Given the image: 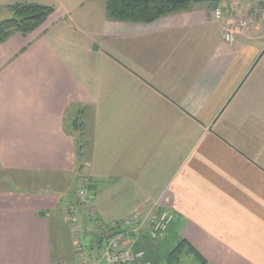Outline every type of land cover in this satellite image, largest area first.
Returning a JSON list of instances; mask_svg holds the SVG:
<instances>
[{
	"label": "crops",
	"instance_id": "1",
	"mask_svg": "<svg viewBox=\"0 0 264 264\" xmlns=\"http://www.w3.org/2000/svg\"><path fill=\"white\" fill-rule=\"evenodd\" d=\"M252 1L142 23L108 18L106 0H0V20L54 9L0 43V264L74 259L62 202L90 236L85 264L116 223L158 211L168 231L152 238L148 219L126 264H166L182 239L206 264H264V14L231 24ZM76 184L89 203L68 200Z\"/></svg>",
	"mask_w": 264,
	"mask_h": 264
},
{
	"label": "trees",
	"instance_id": "2",
	"mask_svg": "<svg viewBox=\"0 0 264 264\" xmlns=\"http://www.w3.org/2000/svg\"><path fill=\"white\" fill-rule=\"evenodd\" d=\"M207 1L215 0H106V12L112 20L150 23L175 12L191 10L196 3ZM11 9L12 16L0 20V43L15 32L28 34L35 31L54 10L38 3L17 4ZM87 188L92 191L94 187L88 184ZM166 264H206V259L182 239L169 253Z\"/></svg>",
	"mask_w": 264,
	"mask_h": 264
},
{
	"label": "built area",
	"instance_id": "3",
	"mask_svg": "<svg viewBox=\"0 0 264 264\" xmlns=\"http://www.w3.org/2000/svg\"><path fill=\"white\" fill-rule=\"evenodd\" d=\"M216 17L221 18L220 10L216 11ZM245 25V23H241ZM233 32L228 31L226 33V39H232ZM80 192L81 200L89 203L91 194L88 191ZM150 220L152 225L150 228V236L157 238L163 232L167 230L172 222L173 216L168 211H160L158 214H151L145 218H141L138 215L131 217L123 222L116 223L117 228L114 229L112 235H110L102 244L101 254L93 262V264H126L128 262L140 259L145 255V251L141 249H135L133 243L136 237H138L140 230L146 225L147 220ZM72 223L77 227V218L72 216ZM86 256L82 243L76 248V258L70 260H61L56 264H85Z\"/></svg>",
	"mask_w": 264,
	"mask_h": 264
},
{
	"label": "rangeland",
	"instance_id": "4",
	"mask_svg": "<svg viewBox=\"0 0 264 264\" xmlns=\"http://www.w3.org/2000/svg\"><path fill=\"white\" fill-rule=\"evenodd\" d=\"M256 0H253L252 2H253V9L251 10L250 9V11L247 13V14H241L240 16H234V18H235V21L233 22V23H231V24H234V26H238V27H240V28H244V29H248L249 27H251L252 26V21H253V16L255 15V14H257V13H263L264 14V0H258V2H257V4H256V2H255ZM259 1L261 2V4L259 3ZM258 5V6H257ZM247 6V5H246ZM10 15H5V17L4 18H7L8 16H12V13H9ZM3 18V19H4ZM246 22V25L245 26H240L241 25V23H243V22ZM57 178H59V177H54V178H49L50 180H53V179H57ZM63 180H64V178L65 177H61ZM1 187H2V185H1ZM49 187V189H50V191H51V189H53V188H57V189H59V188H61V187H56V185H49L48 186ZM88 185H86V187H85V185L84 186H81L80 187V184H76V185H74V195L72 196V197H70L71 199H68V200H71V201H76V199H77V197L79 196L80 197V192L82 193V191H86L85 193H87L88 192ZM56 189V190H57ZM56 192V191H55ZM78 192V193H77ZM57 193H60V190H57ZM59 206H61V209H60V211L62 212V215H65V219H66V223H68V224H65L63 221H64V216H63V220H61L59 217V215L57 214V217H56V219L58 220V222L59 221H62V223L66 226V228H65V230L64 231H69V235L71 236V233H72V235H73V239L75 240V241H73L74 242V244L76 243V244H78V246H80V244L82 243V246H84V244H87V245H85V247H87L88 245H89V238H90V236H87V235H85V233H84V230H83V227H82V224H81V220H80V214L75 210V209H73L74 211H73V213H74V215L76 216V218L78 219V221H77V224L79 225L78 226V233H77V227L74 225V223H72L73 221H72V213H70L69 211L71 210L72 211V207L71 206H69L68 205V207H66L65 209H63L64 208V202H62ZM65 211H66V213H65ZM162 212V211H161ZM159 213V211L157 212V214ZM59 216V217H58ZM144 228V227H143ZM141 231L142 230H140V233H141ZM168 231V230H167ZM166 231V232H167ZM165 232V233H166ZM64 233V232H63ZM139 233V234H140ZM164 233V234H165ZM66 234V233H65ZM163 234V235H164ZM77 235V236H76ZM141 235V234H140ZM140 235H138V237L140 236ZM163 235H160V236H158V239L159 238H161ZM61 237H63L64 238V241H67L68 240V238H67V234L66 235H62V236H60V238ZM80 237V238H79ZM135 242H136V240H135ZM135 242L133 243V245H135ZM72 243V242H71ZM74 244L72 245V250H73V247H74ZM75 244V245H76ZM176 245H174L173 247H171V249H169V251H168V253H167V258H168V256H169V253L173 250V248L175 247ZM143 250V249H142ZM76 258V257H75ZM60 260V259H59ZM62 260V259H61ZM63 260H68V259H63ZM70 260V259H69ZM72 260V259H71ZM58 262V261H57ZM56 261H55V263L54 264H56L57 263Z\"/></svg>",
	"mask_w": 264,
	"mask_h": 264
},
{
	"label": "water",
	"instance_id": "5",
	"mask_svg": "<svg viewBox=\"0 0 264 264\" xmlns=\"http://www.w3.org/2000/svg\"><path fill=\"white\" fill-rule=\"evenodd\" d=\"M112 235V234H111Z\"/></svg>",
	"mask_w": 264,
	"mask_h": 264
}]
</instances>
